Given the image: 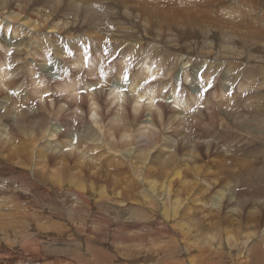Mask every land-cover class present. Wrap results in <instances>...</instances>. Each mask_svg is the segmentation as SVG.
<instances>
[{
  "label": "rangeland",
  "instance_id": "rangeland-1",
  "mask_svg": "<svg viewBox=\"0 0 264 264\" xmlns=\"http://www.w3.org/2000/svg\"><path fill=\"white\" fill-rule=\"evenodd\" d=\"M3 1L5 3L2 5ZM32 1L30 0L31 3ZM10 2L8 5H6V0L0 2L1 7L3 6L0 12L4 11V15L0 16V23L5 22L6 19L5 23L0 24L2 27H0V35L2 32L7 36L12 33L15 36L13 43L21 42L22 44H19V47L13 44L10 46L0 38V76L2 79L4 78L2 86L0 85V102L4 101L13 87L26 92L29 101L49 116H51L50 113L55 112L59 106L63 105L62 116H64L71 113L70 111H75L74 102L76 100L72 93L70 95L68 90L60 89L58 84L61 85L66 81L67 83L76 82L77 90L75 91L79 94L77 102L81 107L76 112L80 114V118L84 122L80 124H83V127L86 125V130L91 127L101 133L96 140L89 139L87 141L94 149H88V151L84 149L87 151L86 155L96 154L95 158H98V163H100L96 169L93 168V171L87 169L85 171L89 175L91 174L90 180H96V184L92 185L94 188L103 184L110 192V190L113 191L111 184H114L124 197H133L134 192L139 195L142 188L138 182L140 179L130 172V166L127 163L119 166L116 159H114V163H109L107 159L110 153L118 158L134 159L139 150H134L138 144L135 142L132 144V136L141 125H144L145 119L155 124L162 137L166 133H170L171 127L176 129L180 123L183 126V136L186 135L189 141L196 142V144L192 143L196 148H199V152L195 154L196 157H190V154V156L187 154L181 156L188 162L187 167L182 166V172L186 178L181 180L189 181L190 187L200 188L201 181L203 183L213 179L216 183L218 181L220 183L215 189H222L221 185H223L230 191L234 184L237 187L241 180H244V178H237V175L230 176L231 178L227 177H229L230 171H237L241 168L245 159H253L256 152L252 146L262 144L258 138L264 139V0H51L49 3H46L45 0H35L32 4L28 3L29 6L27 5L26 9L12 6L14 2ZM68 2L70 4L65 10V5ZM49 4L53 5L55 9ZM36 9L41 10L38 16ZM12 10L14 12L11 13ZM15 13L17 16L11 17ZM33 13L34 15H32ZM4 16L10 17L12 20ZM28 16L44 20L47 27L51 23H58L56 25H62L61 32L58 33L56 29L50 27L46 28L45 25L43 27L38 25L36 32L40 30L43 40L32 27L23 33L24 26H26L24 23L32 22ZM59 21L62 23L60 24ZM170 22L172 25H165ZM45 28L46 30H44ZM55 33L62 37H55ZM43 35L48 36L47 39ZM66 35L71 37L68 40L69 46H67L68 53L66 52V54L63 52L59 54L55 46L47 44L48 41L59 44ZM29 36H31V40L36 38L39 45L41 44V48L35 43L36 45H31L33 52L30 51L29 46L25 50L24 44L30 40ZM93 36L101 38L92 40ZM75 40L82 46L69 44ZM46 46L47 48H45ZM34 47L37 51L34 50ZM26 51L30 53L28 54ZM35 52H37L36 55H34ZM79 55H84L83 62L78 61ZM187 60L189 61L188 65L184 66V62ZM54 61L58 66L48 72L46 67ZM201 64L203 68L198 71L196 77L192 78L190 76L192 67ZM145 65L149 67L148 70L155 71V75L146 76L148 70ZM143 69L147 71L145 74L142 73ZM119 71H122L123 77H126L127 80H133L136 77L137 81L134 80L136 86L140 90H146L147 95L158 97L159 92H163V97L154 98L155 106L149 107L146 105L147 101L143 99L141 105L139 103L137 109L134 110L132 108L135 102L134 94L131 93L128 86H124V112L130 115L131 129L129 131L132 133L127 138L122 137L121 133H119L120 138L117 136L118 133L113 138L110 137L108 144L113 142L116 144V149L121 152V154H116L113 150H103V145L107 141L102 138V133L106 136L103 126L114 118L115 109V105L112 104L111 98L108 96L106 85L119 75ZM40 81L41 83H39ZM38 84L39 86L36 87ZM173 85L174 92L183 96L188 101V106L177 105L168 98V92L173 88ZM149 91H153L155 95L149 94ZM90 93L96 97L99 118L102 122L101 130L95 126L90 117ZM193 95H197L194 101H192ZM180 103L183 102L180 101ZM157 107H159L158 110ZM174 114L182 117L180 122L179 118L172 120ZM53 122L54 120H52ZM207 129L209 133L214 131L216 133L209 135L208 138L199 137L202 130L208 131ZM0 134V194L3 193L0 197V239L6 241V236L14 233L16 237L13 234L11 240L15 239L14 242L18 247H21L20 242L24 245L31 242L32 239L40 242L42 244L41 251H39L41 263L47 262L48 256L49 258H58L57 264H97L94 258L90 257V253L94 252L95 258L107 261L102 263L101 260L102 264H264L262 260L254 261L249 254H238V249L242 245L240 242L245 240L247 233L249 234L245 246L260 243V241L264 242V236L261 234L264 227V207L254 216V209L259 206L253 195L250 197V202L244 201L245 204H242L241 201H238L236 206H233L231 202L226 206L225 198H223L219 204L220 208L216 210L217 208L212 206V202L202 203V200H208L211 196L216 197L215 190H209L203 194L204 197L200 198L201 201L186 202L191 205L193 215L189 220L191 227L182 229L183 236L181 238L184 237L183 240L171 242L169 237L161 236L152 241L147 235L146 243L145 241L119 243V239L117 240L116 237L118 233H121L123 238H127L131 236L130 233L137 231L135 229L128 230V232H126L127 230L120 231L114 223L110 224V227L104 223L94 227L93 225L84 227L83 216H87L88 221L92 222L91 217H98L95 216L98 214V209L94 207L91 215L86 213L76 215L72 212L74 211L72 209L79 204V200H76L73 194L66 192L65 187L59 189L57 185L60 180L58 176H62L61 179H64L66 184H69L72 179L66 178L68 171H62L64 175L62 173L57 175L58 169L63 167L61 163H55L56 160L47 162L48 158L43 159L36 156L34 153L36 147H33V150L32 144H28L29 136L21 134L14 138L16 144L19 141L22 142L18 146L26 144L23 146L24 151L23 148H19L18 153L15 146L11 145L10 147V144L2 142L8 134H5L1 125ZM44 137L50 139L48 142H51V145L46 153L51 158L71 147V151L68 152L70 154L68 162L73 165V162L83 160L80 154L82 146H79L76 140H67V138L56 140L55 136L52 138L45 133L42 138ZM214 138L217 140L219 148H214L209 156H206L203 154L206 140L214 141ZM62 142L66 144L64 147ZM45 145L49 144L45 143ZM175 145L177 148V143ZM176 148L174 146L164 148L163 157L172 154ZM128 149H130L129 152L124 151ZM32 150L33 153H31ZM184 152L186 150L182 149L181 155ZM156 153L158 150L153 149L150 157ZM83 157L84 160L87 158L85 154ZM138 161L134 164L145 168L144 164L141 165ZM30 164L33 165L30 166ZM194 164L200 169V178H195V173L192 170ZM109 166L112 168L110 171H108ZM75 167L72 173L78 172V167ZM116 168H120V170ZM27 171L30 178L24 179L27 176ZM34 171H37L35 178L32 176ZM253 171L252 168L248 169L250 174ZM237 174H240V171ZM150 177L149 175L148 179ZM152 179L160 182L155 176ZM55 180L56 182H54ZM82 180L85 183L88 181L83 178ZM179 180V178H174V189L180 188L179 196L183 199L190 198V200L194 196L196 197V190L187 188V186L183 187ZM251 184L254 189L255 187L260 189L263 186L262 190H264V175L258 179L251 178ZM237 194L239 196V193ZM139 196L141 198V194ZM240 199L244 200V197ZM133 201L135 200L133 199ZM127 202L133 203L134 207L138 208V205L131 199H128ZM80 204L81 208L86 209L84 203ZM231 207H236L237 211L230 213ZM22 210L30 213H25V215ZM218 211L219 214H217ZM114 213L113 208L111 214ZM220 218H226V223L219 224ZM237 221L241 223L237 224ZM225 224L229 225V228H226ZM145 225L142 227L144 230L141 229L139 232L142 234L154 232V229L151 228L153 225L149 226L146 223ZM120 228L122 227L120 226ZM90 229L91 231H89ZM1 231L6 232V235ZM93 231H98V238L91 240V244L88 245L82 243L85 234H91ZM186 233L188 234L186 235ZM24 234L26 237H30V240L26 239ZM211 235L213 238H210ZM16 238L19 240L16 241ZM208 241L213 243L212 247L207 244ZM52 249L57 252L53 253ZM22 251L18 248L14 250V253L17 252L14 255L21 256L20 252ZM25 253L22 258L26 263L32 258ZM78 254L83 259L78 260L76 258Z\"/></svg>",
  "mask_w": 264,
  "mask_h": 264
},
{
  "label": "bare ground",
  "instance_id": "bare-ground-1",
  "mask_svg": "<svg viewBox=\"0 0 264 264\" xmlns=\"http://www.w3.org/2000/svg\"><path fill=\"white\" fill-rule=\"evenodd\" d=\"M10 1L14 2V4L12 6H19L22 9H26L28 3H31L30 0H6V5H8L9 4L8 2H10ZM33 1H35V0H33ZM33 1H32V3H33ZM45 1H46V3L51 2V0H45ZM0 2H1V0H0ZM4 3H5V1L2 2V5ZM69 4H70V2L66 3L65 8H64L65 10H67V6ZM35 5H36V2H35ZM45 6H46V4H45ZM50 6H53V5H50ZM60 7H61V5H60ZM60 7L58 6V9ZM0 9H3V6L1 7V3H0ZM40 9H36V15L37 16H38L39 11H41ZM54 9H55V7H54ZM29 11H30V9H29ZM72 11H73V9H72ZM10 12L12 13L14 11L12 10ZM77 12H78V8H77ZM70 14H71V12H70ZM1 15H4V11L0 12V16ZM27 15H28V13H27ZM32 15H34V13ZM94 15H96V14H94ZM16 16H17V14L15 13L11 17H16ZM4 17H6V16H4ZM28 17H30V16H28ZM6 18H9L10 20H12L10 17H6ZM2 19H5V18L2 17ZM113 19H115V18H113ZM30 20L32 22L26 21L24 23L26 26H24L25 30L23 29L24 30L23 33L28 31V29L30 27H32L35 32L38 31V30H36L38 25H41V27H43L45 25L44 27H46V28L50 27V28L56 29V31L58 33L61 32L60 29H62V25L61 26L60 25H56L58 23H51L47 27V24L44 22V20H39L37 17L36 18L30 17ZM5 22H6V19H5ZM5 22H1V23H5ZM10 23H12V22H10ZM61 23L62 22H60V24ZM21 24H23V23H21ZM165 25L170 26L172 24L170 22V23L165 24ZM22 26H21V28H22ZM9 28H10V25H9ZM46 28L44 30H46ZM42 32H44V31H42ZM13 33H14V31H13ZM18 33L20 34L19 29H18ZM36 33H39V35L41 36L40 30H39V32H36ZM16 34H17V32H16ZM33 34L35 35V33H33ZM56 35L57 34L55 33V37H57V38L58 37H62L61 35L60 36H58V35L56 36ZM43 36H45V35H43ZM53 36H54V34H53ZM14 37L15 36H13L12 33H10L9 36H7L6 34H4V32H2V34L0 35V38L6 44H8L10 46L12 44L15 45V46L16 45L18 46L19 44H22L21 42L13 43L14 42V40H13ZM30 37L31 36H29V38H28L30 40L29 41L27 40L28 42H25L27 44H24V42L22 41L23 44L25 45V50L28 49L26 47L29 46L31 48L30 51H32V49H33L32 48V46H33L32 44H34V45L37 44V46H39L41 48V46H40L41 44L39 45V42L36 40V38H35V40L33 39L34 40L33 41V40H31ZM46 37H48V36H45L44 38H46ZM40 38H41V40H43L42 36ZM70 38L71 37L69 35H66L62 39L63 41L59 42V44H55L54 42H50V41H48L47 44L49 46H51V44L53 46H55V49L57 50V52L59 54H60V52H63L64 54H66V52L68 53V47L67 46H69L68 45V40ZM100 38L101 37H94L93 36L92 40H99ZM48 39H50V38H48ZM58 41H59V39H58ZM42 43H43V41H42ZM69 44L72 45V46L73 45L74 46H78V45L82 46V44L81 43H77L76 40L72 41V43H69ZM4 46H6V45H4ZM36 47H34V50L36 49ZM39 47L37 48L38 51H39ZM43 47H44V45H43ZM43 47H42V50H43ZM9 48H11V47H9ZM45 48H47V46ZM60 49H62V51H60ZM28 51H26V53L29 54L30 52H28ZM35 51H37V50H35ZM47 52H48V50H47ZM36 53L37 52H35L34 55H36ZM63 53H61V54H63ZM32 54H30V56ZM80 54H83V53H80ZM82 57H84V55L80 56L78 61H82L83 60ZM17 58H19V57H17ZM5 59H7V58H5ZM188 62H189L188 60L185 61L184 62V66L188 65ZM27 65H29V64H27ZM41 66L44 67L43 65H41ZM57 66L58 65L54 61L52 64L48 65L46 68H47V71L49 72L54 67H57ZM145 67L148 70L149 67L147 65H145ZM201 68H203L202 64L193 66L192 67V73H191L190 76H192V78L196 77L198 71L201 70ZM145 72H147V71H145L143 69L142 73L145 74ZM4 73H6V72L4 71ZM155 73H156L155 71H152L151 69H149L148 70V74H146V76L155 75ZM3 79L0 76V85L1 86L3 84ZM73 80L74 79L72 78V81ZM134 80L137 81V78L135 77L133 80H127L126 77H123L122 71H119V75L115 76V79L112 82L108 83V85H106V88L108 89V92H107L108 96L111 98L112 104L115 105V107H114L115 109L113 108L114 109V113H113V117L114 118L110 119L111 120L110 123H108V124L103 126V127H105L106 136H104V134L102 133V138H104L107 141V143L105 145H103V148H104L103 150H107V151L113 150L116 154H118V153L121 154L120 150L116 149V144H113V142L111 144H108V140L110 139V137L113 138V136L116 133H118V135H117L118 138H120L121 136L127 138L132 133V131H129V129H131L130 128V118H129L130 115H128V113L125 114V112H124V103H123L124 102V95H123L124 86H128V88H130L129 90H131V93L134 94L133 98H135V100H134L135 102H134V105L132 107L134 110L137 109V107H138L137 105L139 103L141 105V103L144 101L143 99H145L147 101L146 105H148V107H149V106H155L154 103H153L154 98H159V97L162 98L163 97V92H159L158 97H151V96L147 95L146 90L138 89V87L136 86V82ZM39 83H41V81ZM75 83H70V82L67 83V81H66V83L65 82L61 83V85L58 84V87L60 89L63 88V89L68 90L70 95L72 93V95L74 96V99L76 100L74 102L75 111H70L71 113L65 114L64 116H62L63 115L62 112H63V109H64L62 107L63 105L59 106L55 112L50 113L51 116H49V114H44L38 107L34 106V104L31 101H29L30 99L27 96L26 92H24L23 90H18L17 88H13L12 87L11 90H10V93H8V95L5 97L4 101L2 100L0 102V125L3 127V130H4L5 134H8V136H9L8 137L6 135L7 138L3 139V141H2L3 143L10 144V147H11V145L15 146V149L19 153L18 149L19 148H21V149L23 148L22 150L24 151V147L23 146H25L26 144L23 143L22 145L18 146V144H21L22 142L19 141L16 144L14 142L15 141L14 138H17V136H20L21 134L29 136L30 138H29L28 144H32V148L36 147L35 150L33 148L34 153H35L36 156H38L40 158H43V159L48 158L47 162L56 160L55 163H59V162L61 163V165L63 167H60L61 169H58L59 171H58L57 175L61 174L62 171H68V175H67L68 177H66V178H72V179H70L69 184H66L64 182V179H61V178H63L62 176H58L60 178V180L57 182L58 183L57 185L59 186V189L62 188V187H65L66 189H64V190H66V192L73 194L75 196L76 200H79V204H77L72 209V210H74L72 212L74 214H76V215H80L81 213H86L88 215L89 214L91 215L93 213L92 211H93L94 207H97L96 209H98V211H97L98 214L96 213L97 215H95V216H98V217L97 218L91 217L90 220H92V222L88 221V219L86 218L87 216L86 217L83 216L84 217V221H83V226L84 227L85 226L86 227H91L90 225H93V227H94L96 225L97 226L100 225L101 223H104L106 226H109L110 224L114 223L115 226H117V229L120 230V231L127 230L126 232H128V230H131V229H135L137 231L136 233L135 232H133L132 234L130 233L131 236H129L127 238H123L121 236L122 234L118 233L116 237H117V240L119 239L118 240L119 243H127L128 244V243L133 242V241H141V242L145 241V243H146V239L148 238L147 235L150 236L149 239H151L152 241L157 240L158 237L166 236V237L170 238L171 242H173V241H176V240H183L184 237L181 238L183 236L182 235V229L185 230V228L191 227L189 220L191 218V215H193V211L191 210V205L186 204V202L188 203V202L191 201V202L194 203L196 201H201L200 198L204 197L203 194H205L209 190H215L216 197L215 196H213V197L211 196V197L208 198V200L207 199L202 200V203L204 204L205 201L208 202V203L212 202V206L217 208L216 210H218L220 208L219 204L221 202V199H223V198H225L226 206H228L229 202H231L233 206H236L238 201H241L242 204H245L246 201H247V203L250 202V197L252 195L255 198V201L257 202V204L259 206L258 208L254 209V214H255L254 216H256L260 212V209H262L264 207V190H262L263 186L260 189H258L256 187L254 189L252 187L253 183L251 184V178H257L258 179V178H262V176L264 175V159H262V156H264V139L263 138H258V141H260V143H262V144H254L252 146V149L256 152L255 155H257L256 159H254L255 155L253 156V159H249V160L245 159L243 161V165H242L241 168H239L237 171H230L229 172V177H227V178L234 177L235 175H237L236 176L237 178H244L243 181L241 180L239 186L236 187V185L234 184L232 189H230V191L228 190V187L223 186V185H221L222 189H220V188L219 189H215L216 186L220 185V183H218L219 182L218 181L217 182L218 184H217L216 181H214L212 179L209 182H203L202 183V181H201L200 182V184H201L200 188H195L194 186H193L194 187L193 188L192 186L190 187L189 181L187 182L186 180H181L182 178H186V176H184V174L182 172V170H183L182 166H186V167L188 166L187 165L188 162H186V160H184L183 157H181V156H184L185 154H187V155L190 154L191 155V156L189 155L190 157H194L195 154H197L199 152V148L198 147L196 148V146L192 145V143L196 144V142L195 141H189V138L186 137V135L183 136V133H182L183 126L180 125V123L176 126V129L171 127L170 133L169 134L166 133V135L164 137H162L161 134L158 132V129H156L155 124L152 123V121H147L146 119H145V122L143 123L144 125H141L138 128V130L135 133V135L132 136V138H133L132 144H133V142L138 144L136 147H134V150H136V149L139 150V151H137L138 153L134 156V159L118 158L117 156L113 155L112 153H110V155H109V157L107 159L109 161V163H114V159H116V160H118L117 164L119 166L125 165V163H127L130 166V168H131L130 172L134 173L136 175V177L138 179H140L138 182H139L140 186L142 187L140 192H139V195L141 194V198H139L140 196L136 195L135 192H134V196L133 197H129V196L124 197L122 195V192L117 190L116 186H114V184H111L112 188H113V191L110 190V192L107 191V189L104 187L103 184H99V185L96 186V188H94L92 185L96 184V180L95 179L94 180L93 179L90 180L89 176L91 174L89 175V173H86L85 171H86V169L88 171L89 170L93 171V168L96 169V166L99 165L100 163H98V158H95L96 154H94V155H88L87 154L86 155L88 149H91V150L94 149V147L90 146L87 141L89 139L90 140H93V139L96 140L97 136H100L101 133L96 131V130H93L91 127H88V129L86 130L85 129L86 125L83 127V124H80V123H84V122H83L82 118H80L81 117L80 114L78 112H76V110L80 109L81 107H80L79 103L77 102V99L79 98V94L77 93V91H75V90H77ZM38 86H39V84L36 85V87H38ZM174 90L175 89H174V85H173V88L170 90V92H168V98H170L172 100V102L176 103L177 105H182L184 107L188 106V103H187L188 101L185 98H183V96H181L179 94H176V92H174ZM148 93L152 94V95H155V93L153 91H149ZM196 96L197 95H193L192 96V101L195 100ZM89 99L91 100V102L89 104V106L91 107V114H90L91 120L95 124V126L98 129L101 130L102 129L101 128L102 127V124H101L102 122L100 121V118H99L100 114L98 112V106H97L96 100H95L96 97L93 95V93H90L89 94ZM180 101L183 102V103L181 104ZM158 108L159 107H157V110H158ZM176 118H179L178 121L180 122L181 121L180 119L182 117L176 116V114H174V116L172 117V120H175ZM52 120H54L53 123H52ZM167 127L169 128V125H167ZM44 133L46 135L49 134L50 137H52V138L55 136L56 140H60L59 138H67V140L68 139L76 140L79 143L78 145L82 146V150L80 149L81 150L80 154H81L83 160L78 161V162H73V165H71L70 162H68V160L70 159V154L68 152L71 151V149H72L71 147H68L69 149L66 150V151H61V152L59 151L60 153H58V155L55 154L54 156H52V158H51V156H48L46 151L49 150L51 142L50 143L48 142V140L50 141V139H46L45 137L42 138ZM119 133H121V136H120ZM213 133H216V131L209 133V130L208 131L202 130V132L199 134V137H207L208 138L209 135H212ZM172 136H174L175 138L174 137L172 138ZM226 136H228V134H226ZM198 139H200V138H198ZM56 140H55L54 144L56 143ZM40 142H41L42 146H40L41 145ZM174 142L177 143V148H176V145H175ZM45 143H48L49 145H45L44 146ZM187 143H189V144L187 145ZM65 145L66 144L62 142V146L64 147ZM217 145H218V142H217L216 139L214 141H211V140L207 139L206 140V144H205V148L203 150L204 151L203 154H205L206 156H209V154L212 152V150L214 148H217V149L219 148V147H217ZM173 146H174V148H176L175 149L176 152L174 150V151H172V154H169L168 156L163 157V155L165 154L163 149L166 148V147L170 148V147H173ZM195 148H196V151H194ZM84 149L85 150L87 149V151H85ZM153 149L158 150V153H156L153 157L152 156L150 157V155H152ZM182 149H185L187 153L184 152L181 155V150ZM33 150L31 151V153H33ZM129 150L130 149L124 150V151L129 152ZM103 152H105V151H103ZM161 152H162V154H161ZM84 154L87 157V158L85 157L86 158L85 160H84V157H83ZM130 155H131V153H130ZM171 158H174V159H171ZM147 159H148V161H146ZM138 160L140 161L141 165L144 164L143 167L145 166V168L139 167L138 165L134 164V162H137ZM178 162H179V164H178ZM117 164H115V165L117 166ZM32 165L30 164V166H32ZM154 166H156V167L154 168ZM74 167L75 168L78 167V172L76 171L75 173H72V170H73ZM109 167H110V169L108 171L112 170L111 166H109ZM249 168L254 169V171L251 174L248 172ZM116 169L120 170V168H116ZM208 169H209V167H208ZM192 170L195 173V178L196 177L200 178L199 177V175H200L199 174L200 173L199 170L200 169H198V167H195V164L192 167ZM238 171H240V174H237ZM36 172L37 171L33 172V175H32L33 177L36 175L35 174ZM148 174L151 176L150 179H148L149 178ZM26 175L27 176L24 175L25 177L23 176L24 179L30 178L28 171H27ZM62 175H64V174L62 173ZM153 176L157 177V179L160 180V182L158 183V181H156V179L153 180L152 179ZM82 178L86 179V181L88 180L87 183H85L82 180ZM174 178H179L180 179L179 183L181 182L183 187L187 186V188L190 187V189H192V190L195 189L196 190V194H197L196 197L194 196V198H192L190 200V198H184L183 199L181 196H179L180 195V188L177 187V188L174 189ZM56 180L54 182H56ZM259 181H261V180H259ZM112 183H113V181H112ZM254 184H255V182H254ZM260 184H261V182H260ZM53 185H54V183H53ZM1 186H3V185H1ZM18 186H19V184H18ZM6 187H8V186H6ZM31 187H33V186H31ZM2 189H3V187H2ZM211 192H213V191H211ZM0 193H1V191H0ZM237 193H239V196H238ZM199 194H201L202 196L200 195V197H199ZM2 195H3V193L0 194V197ZM242 197H244V200L240 199ZM73 199H74V197H73ZM128 199H131L132 202H134L136 205H138V208L134 207L135 205L133 203H130V202L128 203L127 202ZM133 199L135 201H133ZM54 200H56V199H54ZM80 203H84V206H86V209L81 208L80 207V205H81ZM112 203H114L113 204L114 206L111 205ZM6 206H9V204H6ZM53 206H55V205L53 204ZM12 207H14V205H12ZM64 207H66V206H64ZM113 208L115 210V213L111 214ZM21 209H24V208H21ZM23 211H24L23 214H25L26 211L22 210V212ZM229 211H230V213H232L234 211H237V208L236 207H231L229 209ZM6 212H8V211H6ZM14 212H15V210H14ZM127 214H129V216H126ZM217 214H219V211H218ZM16 217H17V215H16ZM191 220H193V219H191ZM226 221H227L226 218H224V219L220 218V221H218V223L222 224V223H226ZM21 223H22V220H21ZM145 223L149 224V226L153 225L151 228L154 229V232L153 231L149 232V233L146 232L148 234H142V232H139L141 229H143L142 227L145 225ZM229 223H231V222H229ZM238 223H241V222L237 221V224ZM7 224H8V222H7ZM225 225H227V224H225ZM120 226L122 228H120ZM241 226L243 227V225H241ZM241 226H239L240 229H241ZM7 227H9V225H7ZM155 228H158V229H155ZM226 228H229V225H227ZM42 229H44V228L42 227ZM117 229H114V230H117ZM89 231H91V229ZM97 232L98 231H93V232H91V234L90 233L85 234V238L82 239V243H84L85 245L91 244L90 243L91 240L98 238L97 237L98 236ZM100 232H102V231H100ZM2 233L5 234L6 232H2ZM187 234L188 233H186V235ZM248 234L249 233H247L245 235V240L240 242L242 245L238 249V254H241V253H243L244 255L245 254L246 255L249 254L251 259H253L254 261L256 260V261L260 262L262 260V262H264V242L260 241V243H255V244H252L250 246L249 245L245 246L246 239H248ZM261 234H263V236H264V227H263V229L261 231ZM12 235L9 234L8 237L6 236V241H4V239H0V264H57V259L58 258L57 259L56 258H49L48 256H47V262H45V263H41L40 262V260H39L40 259L39 258V254L40 253H39V251H41V245H42V244H40V242L32 239V241L29 242L28 244L22 245L21 242L19 241L21 247H18L16 245V242H14L15 239H14V241L11 240L12 239V237H11ZM15 235L16 234H14V236ZM253 235H255V233H253ZM24 236H25V234H24ZM78 236L80 237V235H77V237ZM0 237H1V235H0ZM29 238L30 237H26V239H29ZM210 238H213V236L211 235ZM17 240H19V239L16 238V241ZM25 240H23V241H25ZM54 242H55V240H54ZM207 244H210L211 247L213 245V243H211L210 241H208ZM51 245H53V244H51ZM54 245H55V243H54ZM17 247L21 251L23 250L22 252H20V253H22V255L24 254V252H26L25 254L30 256L32 258V260H30V261L25 263L23 258H22V255L21 256H18V254H17V256L14 255V254L17 253V252L14 253V250L18 249ZM215 250H216V248H215ZM12 251H13V253H12ZM54 251H55V253L57 252L56 250H53V253H54ZM41 255H43V254H41ZM46 255H49V254H46ZM97 255H99V254H97ZM91 256L94 258V261L97 264H102L104 262H107V261H105V259H101L102 260V263H101L100 259L95 258V253L94 252L90 253V257ZM76 258L78 260L83 259V257L79 256V254L76 255ZM189 262H190V260H189Z\"/></svg>",
  "mask_w": 264,
  "mask_h": 264
}]
</instances>
